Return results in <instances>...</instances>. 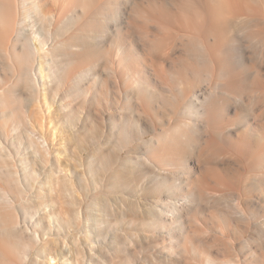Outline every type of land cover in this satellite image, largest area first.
Listing matches in <instances>:
<instances>
[{
    "label": "clouds",
    "instance_id": "obj_1",
    "mask_svg": "<svg viewBox=\"0 0 264 264\" xmlns=\"http://www.w3.org/2000/svg\"><path fill=\"white\" fill-rule=\"evenodd\" d=\"M22 7L20 34H0V143L20 182L3 179L13 204L11 220L0 214V264H49L61 162L85 200L104 182L145 207L137 248L113 264H264V0ZM157 24L186 27L184 47L156 52ZM37 105L59 158L47 170L24 135L39 126Z\"/></svg>",
    "mask_w": 264,
    "mask_h": 264
},
{
    "label": "rangeland",
    "instance_id": "obj_2",
    "mask_svg": "<svg viewBox=\"0 0 264 264\" xmlns=\"http://www.w3.org/2000/svg\"><path fill=\"white\" fill-rule=\"evenodd\" d=\"M19 6H21V0H0V34L8 28L9 31L17 29L15 22H19L21 19ZM2 13L3 15H1ZM187 14L189 16L195 15L187 9L177 12V15L182 19L188 18ZM7 15L9 19L6 17ZM227 15L231 16L232 14L228 13ZM2 16L5 19H2ZM235 19L239 21L236 26L243 30L245 21L240 16H236ZM185 28L157 24L156 29L159 35L148 33L154 41L153 49L163 56H171L176 45L179 44L183 48L185 41L189 38L188 31H185L187 28ZM163 45H165L164 48ZM193 55H197L195 49H193ZM2 75L3 71L0 70V76ZM35 85V78L28 81L30 90L34 89ZM37 118L41 133L37 125L29 122L24 129V135L32 149V159L41 168L47 170L54 160L59 158L53 157L49 151L48 138L42 137V133L47 127V120L39 112V105H37ZM31 129H34V133L29 135L28 130ZM29 137L36 143V146L30 144ZM41 138L46 141H44L45 147ZM36 148L39 150L37 154H35ZM45 148H48L47 152L43 151ZM16 163L17 157L12 148L0 143V214L7 216L9 220H11L13 202L3 179L7 176L8 185L19 188V180L15 174L17 171ZM73 164L78 166L76 161H73ZM71 171V169L64 167L63 162H61L53 177L55 195L51 199L56 202L55 213L59 217V228L53 226L46 240L49 264H113L114 253L117 251L131 253L137 248V240L143 225L147 221L145 207L129 191L116 189L110 183L104 182L97 187L93 195L85 200L77 181L71 175ZM106 174L107 170H105ZM48 231V221L46 220L45 232ZM37 238L43 239L44 234L33 232V241L38 242ZM22 243H24L25 251H27V243L23 241ZM122 258L131 260L130 255Z\"/></svg>",
    "mask_w": 264,
    "mask_h": 264
},
{
    "label": "bare ground",
    "instance_id": "obj_3",
    "mask_svg": "<svg viewBox=\"0 0 264 264\" xmlns=\"http://www.w3.org/2000/svg\"><path fill=\"white\" fill-rule=\"evenodd\" d=\"M17 1V0H16ZM32 2H33V4L36 6V8H38V0H32ZM24 4V0H21V6H19V8L21 9V11L19 12V14L21 13V19H20V21L19 22H15V27L17 28V29H15L14 31L19 35L20 34V32H19V29H20V25H21V22H22V19L25 17V15H26V10H25V8L24 7H22V5ZM15 5H17L16 3H15ZM19 5V4H18ZM8 7V6H7ZM2 8V7H1ZM17 8V7H16ZM18 9V8H17ZM2 11V10H1ZM16 12H17V10H16ZM1 15H3V13L1 14ZM186 16H188L189 17V15L187 14ZM3 18L2 19H5L4 18V16H2ZM7 18H8V15L6 16ZM15 17V16H14ZM13 17V18H14ZM19 17V16H18ZM11 19H12V17H10ZM9 19V18H8ZM224 19V18H223ZM12 20H14V19H12ZM16 20H17V18H16ZM3 22H4V20H3ZM9 22V21H8ZM4 23H6V22H4ZM3 23V24H4ZM1 24H2V21H1ZM8 24V23H7ZM13 25V24H12ZM3 26V25H2ZM1 28V27H0ZM3 28V27H2ZM12 28V27H11ZM185 28V27H184ZM161 29V28H160ZM186 29V28H185ZM7 30V29H6ZM8 30H9V28H8ZM12 30H13V28H12ZM186 32H187V30H185ZM170 34V33H169ZM164 35V34H163ZM166 35V34H165ZM161 36V35H160ZM162 37V36H161ZM184 39V38H183ZM186 39H187V37H186ZM154 42V41H153ZM160 43V42H159ZM164 46L165 45H163L162 47L164 48ZM161 48V47H160ZM159 49V48H158ZM161 50V49H160ZM161 51H163V50H161ZM39 129V128H38ZM27 130V129H26ZM39 132L41 133V131H40V129H39ZM28 133H29V135H31V134H33L34 133V129H31V130H28ZM38 134V133H37ZM45 135H43L42 137H44ZM45 138V137H44ZM29 140H30V144L32 145V146H36V143L31 139V137H29ZM41 140H42V142H43V146L45 147L46 146V141H45V139H43V138H41ZM45 141V142H44ZM49 146V145H48ZM43 151L44 152H47L48 151V148H45V149H43ZM50 151V150H49ZM33 153H34V151H33ZM37 153H39V150L36 148L35 149V154H37ZM18 181V180H17ZM18 184H20V182L18 181ZM4 192V194H5V191H3Z\"/></svg>",
    "mask_w": 264,
    "mask_h": 264
}]
</instances>
